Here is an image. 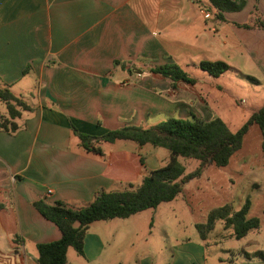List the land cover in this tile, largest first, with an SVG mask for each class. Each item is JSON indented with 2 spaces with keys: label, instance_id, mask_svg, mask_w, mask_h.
Wrapping results in <instances>:
<instances>
[{
  "label": "crops",
  "instance_id": "0c3cea01",
  "mask_svg": "<svg viewBox=\"0 0 264 264\" xmlns=\"http://www.w3.org/2000/svg\"><path fill=\"white\" fill-rule=\"evenodd\" d=\"M200 2L202 15L208 17L201 27L203 46L212 51V57L203 60L225 61L226 71L246 79L263 97L264 29L234 23H253L255 16L264 20V0H244L235 11H220L211 0ZM195 4V0H0V87L33 107L20 112L15 132L0 130V264H38L37 244L60 238L58 226L36 209L37 200L83 207L97 191L133 187L148 171L167 162L169 152L131 140L100 142L96 145L101 153L85 150L71 126L99 136L124 125L142 127L147 115L169 110L172 102L164 97L163 78L131 76L129 62L161 56L163 35L179 21L200 22ZM213 16L219 28L216 37L211 35ZM197 28L200 25L188 26L186 34L194 37ZM171 62L165 59L158 65ZM27 75L34 79L32 89L20 86L15 93L12 87ZM189 107L192 104L182 111L197 118ZM174 110L179 111L177 106ZM213 112L210 106L205 120L213 118ZM259 132L264 150V129ZM249 160H242L232 172L227 168L225 178L230 191L232 181L251 187L252 196L246 191L235 195L249 197L248 216L257 217L259 227L236 239L237 247L225 248L230 256L223 264H264V159L254 168L247 167ZM254 197L259 198L256 203ZM130 218L91 222L83 237V254L68 247L66 264H155L146 247H132L137 232ZM217 232L213 228L208 235ZM141 240L146 238L140 236ZM199 247L204 258V248Z\"/></svg>",
  "mask_w": 264,
  "mask_h": 264
},
{
  "label": "rangeland",
  "instance_id": "374dc122",
  "mask_svg": "<svg viewBox=\"0 0 264 264\" xmlns=\"http://www.w3.org/2000/svg\"><path fill=\"white\" fill-rule=\"evenodd\" d=\"M195 3V11L202 19L200 22L179 21L178 24H173V30H169V34L162 37L165 52L161 56H148L144 60L129 62L132 67L131 76L141 75L151 79L162 77L165 88L164 97L172 102V107L169 110L164 109L147 115L145 120L140 122L142 127L155 125L169 117H178L177 115H188L184 117L193 119L182 111L183 107L192 104L189 109H192V113L197 118L205 120L208 108L211 106L214 117L221 118L231 131H235L253 111L264 106V95L263 97L258 96L255 87L234 71H226L214 78L198 67L200 60L212 57V51L207 50L206 52L202 38L201 27L203 20L205 21L208 17L205 18L206 15L201 13L202 3H198V0H195ZM216 24L218 22L213 16L210 22L212 36L218 34L217 29L219 28H216ZM193 25H200L194 37L186 34V28ZM163 30L166 31V28L163 27ZM165 59L178 63L188 75L195 78L196 82L194 84L183 81L173 82L149 70V67H154L160 62H164ZM228 60L234 63V60H230V58ZM33 80L30 75H27L19 84L14 85L12 90L17 93L20 86L29 87L31 90ZM23 97L28 102H33L26 94ZM175 106L179 111H173ZM4 109V103L0 101V116L3 115ZM118 142L122 144V141ZM259 142V129L250 127L243 139L242 149L234 154L230 165L225 167L210 165L199 176L189 180L184 185L183 191L173 200L162 202L155 208H147L131 215L129 223L137 232L134 237L135 244L132 247H146L155 256V264H223V259L230 256L225 248L239 245L235 238L229 236L231 228H221L219 223H216L214 230H218L219 234L209 236L207 233L206 235L209 237L205 236L204 241H201L202 238L200 239L194 223L203 222L210 209L225 204L226 200H232L229 202L232 209L235 206H241L246 196L236 197L235 194H238L239 191H246L247 194L253 195V192L248 191L251 187L248 183L245 184V181H232L230 191L225 173L227 168H229V172H232L239 167L238 164L242 160L246 159H250L247 161V167H259V162L264 159V150L261 149ZM157 148L162 153L168 152L163 147ZM182 163L186 168V173L194 170L198 165V161L192 158H183ZM211 183H214L216 187L212 188ZM227 186H229V190ZM253 199L254 203L259 200L255 197ZM140 236L142 239L146 238V241H138ZM215 239L218 240L217 243H213ZM199 245L204 248L206 253L204 258L203 250L200 251Z\"/></svg>",
  "mask_w": 264,
  "mask_h": 264
},
{
  "label": "trees",
  "instance_id": "16d2710c",
  "mask_svg": "<svg viewBox=\"0 0 264 264\" xmlns=\"http://www.w3.org/2000/svg\"><path fill=\"white\" fill-rule=\"evenodd\" d=\"M211 3L220 11H235L243 7L244 0H211ZM253 20V23L250 20L234 24L243 28L258 26L264 29V20L256 16ZM198 67L213 77L219 76L229 68L223 60H200ZM149 70L173 82H196L195 78L174 62L156 65ZM0 101L6 108V114L0 116V130L15 132L18 128L15 119L19 117L20 112L32 110L33 107L6 87H0ZM253 125L263 133L264 106L253 111L235 131H231L219 117L209 120L169 117L149 127L124 125L99 136L83 134L72 125V131L88 151L101 153L96 144L124 139L134 141L138 145L163 147L168 150L169 157L164 165L143 175L137 185H130V188L124 190H99L93 200L83 207L75 208L61 200L48 203L41 199L34 202L36 209L55 223L61 232L59 239L37 244L38 264H66L68 247H72L79 255L83 254V237L91 222L115 217L126 218L144 209L155 208L162 202L173 200L182 192L186 182L199 176L209 165L226 166L232 155L241 148L246 133ZM180 158L195 159L198 165L194 170L185 173ZM140 161L142 162V159ZM249 207L250 199L245 197L238 208L232 209L230 204L225 203L210 209L203 222L195 223L200 238L205 239L206 234L213 230L217 222H221L224 228H231V236L235 239H240L248 231L258 228L259 219L248 216Z\"/></svg>",
  "mask_w": 264,
  "mask_h": 264
},
{
  "label": "built area",
  "instance_id": "2783aa9c",
  "mask_svg": "<svg viewBox=\"0 0 264 264\" xmlns=\"http://www.w3.org/2000/svg\"><path fill=\"white\" fill-rule=\"evenodd\" d=\"M49 192V191H48Z\"/></svg>",
  "mask_w": 264,
  "mask_h": 264
}]
</instances>
